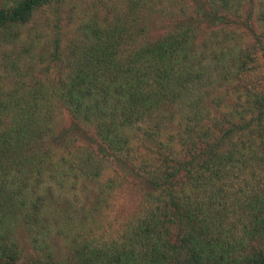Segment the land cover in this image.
<instances>
[{"label": "trees", "instance_id": "trees-1", "mask_svg": "<svg viewBox=\"0 0 264 264\" xmlns=\"http://www.w3.org/2000/svg\"><path fill=\"white\" fill-rule=\"evenodd\" d=\"M90 182L117 238L28 264H264V0H0V264Z\"/></svg>", "mask_w": 264, "mask_h": 264}, {"label": "rangeland", "instance_id": "rangeland-1", "mask_svg": "<svg viewBox=\"0 0 264 264\" xmlns=\"http://www.w3.org/2000/svg\"><path fill=\"white\" fill-rule=\"evenodd\" d=\"M70 122L68 115L61 110L56 122L57 129L67 128ZM86 132L89 133V130ZM78 186L73 188L65 184L53 188L49 204L44 203V209L40 212L43 217H40L43 219L42 230H17L12 234L21 252L18 264H28L47 252L53 259L64 261L68 259L73 246H104L117 238L120 225L138 208V191L127 183L115 188L104 205L96 200L94 182L88 183L85 191Z\"/></svg>", "mask_w": 264, "mask_h": 264}]
</instances>
